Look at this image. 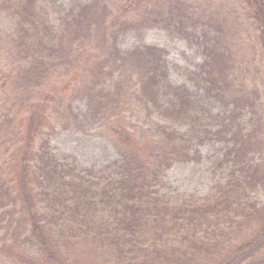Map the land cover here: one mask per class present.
Returning a JSON list of instances; mask_svg holds the SVG:
<instances>
[{
  "label": "trees",
  "instance_id": "16d2710c",
  "mask_svg": "<svg viewBox=\"0 0 264 264\" xmlns=\"http://www.w3.org/2000/svg\"><path fill=\"white\" fill-rule=\"evenodd\" d=\"M132 2L90 0L76 14L68 13L54 34L46 22L37 21L34 0H0V7L12 6L22 23L13 41L22 46L18 71L26 94L37 92L41 82V92L54 95L52 102L41 101V108L22 106L15 118L0 115V260L264 264V202L251 196L264 185V159L254 155V146L264 142L259 136L264 86L255 80L249 84V78L240 81L236 73L239 49L229 42L227 14L221 12L227 5ZM235 3L232 14L246 6V14L256 20L252 48L264 60V0ZM133 4L144 6L143 18L128 16ZM152 21L174 24L197 39L203 56L198 69L175 67L205 97L225 106L223 116L216 117L221 120L217 133L231 134L229 152L239 167L203 199L190 195L173 202L155 189L166 169L175 161H188L191 151L205 142L212 116L203 99L170 82L163 49L145 46L125 53L119 48L121 31ZM65 71L71 79L59 85L55 77ZM71 89L87 100L85 124L58 98ZM243 107L254 120L250 128L238 121ZM65 117L73 119L75 128L107 136L117 150L119 159L103 181L88 169L73 172L52 154L43 129Z\"/></svg>",
  "mask_w": 264,
  "mask_h": 264
},
{
  "label": "rangeland",
  "instance_id": "374dc122",
  "mask_svg": "<svg viewBox=\"0 0 264 264\" xmlns=\"http://www.w3.org/2000/svg\"><path fill=\"white\" fill-rule=\"evenodd\" d=\"M89 1L34 0L33 11L37 21L40 23L42 19L56 34L62 26L65 16L68 13L76 14L80 7L87 5ZM117 1H121L124 6L130 5V0ZM187 1L196 6H206L207 3H209L208 6L215 4V7L227 5L221 12L223 15L227 14L225 22L229 27L227 29L229 42L234 44L236 49H239L236 57L240 68L238 67L236 73L239 75L240 81L249 78V84L255 80L257 85L264 86V60L258 59L252 48L257 39L255 30L257 22L246 14L248 7H239L238 11H234L232 14L233 8L231 6H236V0ZM9 4L13 5V1H10ZM5 7H0V115L6 113L5 116H7L10 113L14 114L15 118L16 114L23 111L22 106L27 104L29 106L26 108H30V105L41 108V101L42 105H44L43 100L46 99L52 102L54 95L46 91L41 92V82H38L37 92L26 94L25 85H21L20 75H22V71H18L23 63L19 53L22 46L20 41H13L16 40L17 35L15 36V34L22 23L12 14V6L7 5ZM128 16H133L137 20L143 18L144 6L137 8L136 4H133ZM235 17L239 18L236 20ZM232 34L235 36L232 37ZM18 38H20L19 35ZM118 46L125 53L145 46L163 49L169 62L168 77L170 82L175 86H183L192 97L205 101L212 116L207 122V139L197 147L196 152L191 151V157L188 161H175L166 169L162 180L155 184V189H158L166 199L173 202L180 201L183 197L190 195L199 199L209 196L214 191L215 186L225 182L232 169L239 166L236 165L235 155L229 152L233 145L231 134L229 132L217 133L221 128V120L216 117L217 115L223 116L225 106L215 99L205 97L203 91L175 67L190 71L198 69L203 56L197 39L174 24L166 25V22L161 23L160 21L140 22L128 26L118 34ZM60 74V76L55 77L58 84L61 85L62 81L66 84L69 83L71 78L66 77V71L64 74L63 72ZM27 85L29 86V82ZM58 98L62 100L64 105L70 106L71 111L76 117H79L82 123H86L87 100L82 94H72L71 89L68 90L67 94H61ZM21 99H24L22 103L20 102ZM262 101L264 102V98ZM229 109L231 111V107ZM228 115L230 116L231 112ZM67 117L62 119V122L54 121L49 127L43 129L42 135L48 139L52 154L60 163L70 167L73 172L88 169L93 176L103 181L113 172L112 167L119 159L117 150L107 136L87 133L75 128L73 119ZM22 120H24L23 125H26V120ZM252 120L248 108L243 107L238 117L240 125L244 128H250V123L254 122ZM260 131V138L264 137V128ZM35 142L36 149H38L41 146V130L38 132ZM254 147L257 151L256 154L254 153L256 159L258 161L263 160L264 142H259ZM251 196L257 202H264V185L257 186L251 192ZM0 264L10 263L0 260Z\"/></svg>",
  "mask_w": 264,
  "mask_h": 264
}]
</instances>
